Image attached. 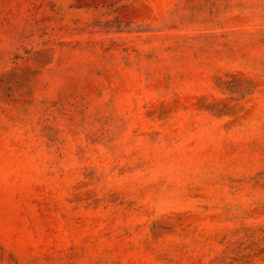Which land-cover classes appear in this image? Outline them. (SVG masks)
I'll list each match as a JSON object with an SVG mask.
<instances>
[{
    "label": "rangeland",
    "instance_id": "1",
    "mask_svg": "<svg viewBox=\"0 0 264 264\" xmlns=\"http://www.w3.org/2000/svg\"><path fill=\"white\" fill-rule=\"evenodd\" d=\"M0 264H264V0H0Z\"/></svg>",
    "mask_w": 264,
    "mask_h": 264
}]
</instances>
